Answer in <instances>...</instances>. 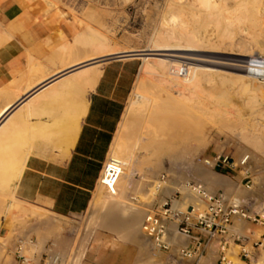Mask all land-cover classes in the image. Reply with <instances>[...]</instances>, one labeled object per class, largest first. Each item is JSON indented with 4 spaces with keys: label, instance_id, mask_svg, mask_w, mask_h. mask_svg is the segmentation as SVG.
<instances>
[{
    "label": "rangeland",
    "instance_id": "rangeland-1",
    "mask_svg": "<svg viewBox=\"0 0 264 264\" xmlns=\"http://www.w3.org/2000/svg\"><path fill=\"white\" fill-rule=\"evenodd\" d=\"M30 2L40 3L46 11L61 9L83 24L86 31L100 32V36L107 38V46L102 48L111 53L116 52L107 57L122 54L164 53V51L149 50L154 45V35L158 29L163 27V22L165 24L168 21L172 23L174 22L172 18L175 17L173 14H179V12L175 13L178 10L170 9L169 12L168 4L170 5L171 0H30ZM218 3L223 5L222 1L218 0ZM254 3L261 8L259 12L264 18V1L255 0ZM219 5H216L220 8L216 12L221 13L223 11L221 9L224 7ZM189 6H191L190 8L200 7L197 2ZM226 7H231L230 11H233V0H228ZM222 13L217 20L206 24V27L194 25L190 20L185 23V26L188 23L185 29L188 32L194 31L209 35L211 40L198 44V53L215 62L209 67L220 70L219 74H221L217 75L213 72L209 77L210 81L202 82L196 89L193 99L184 102L167 99L169 94L166 91L170 89L168 84L160 86L155 74L145 70L142 72L144 61L140 57L123 55L125 58H134V68L138 67L127 100V107L134 98L138 99L136 94H146L153 100L148 105V111L152 116L149 118L150 120L148 118L145 120L146 114H140L123 137L127 148L126 151L121 152L120 157L124 158L131 151H135V161L131 163V169L127 170L125 165L119 167L113 182L104 181L102 176L100 179L102 185L99 182L98 186L101 187L97 186L93 198L102 188L97 206V210L100 211L109 204V193L117 194L121 186L126 188L127 192L131 191L133 187L134 190L136 181L141 187L140 182L146 176L144 173L148 174L150 170L154 172L153 168L156 166L159 170L163 168L159 175H168V180L177 181L178 184L197 183L191 177L196 172L195 164L199 163L239 184L231 191L227 187L221 186L223 188H219V192L226 194L233 202L244 205L247 215L250 217L237 216L233 219V239H230V246L227 248L229 259L233 264H264V169L262 175L256 173L264 167V79H254L257 87L244 88V81L240 77L241 72L234 66L243 65L246 68L252 57H264V50L260 51L259 46H255L249 49V53L252 52L250 56L244 55L245 47L238 42L233 43V40L244 32H239V28L233 27V23L227 25V13ZM196 16L197 18L204 17L202 14ZM189 18L188 15L179 14L175 17L176 25L181 26V20ZM172 27L168 24L164 29ZM83 39L78 35L75 42L79 48L89 49L86 58L105 53L101 51L100 42L99 45L87 44ZM160 58L163 57H151L150 60L161 63L162 59ZM173 59L182 61L178 58ZM108 60L112 59L106 61ZM106 61L98 62L100 64L97 63L95 66L101 67ZM172 65L167 67L168 74L171 78L178 80L170 73ZM142 80L143 84H141ZM139 83L141 87L137 89ZM142 131L144 132L142 133ZM141 133L145 134L140 145L135 141ZM134 139L136 140L134 141ZM135 145L137 146L135 147ZM187 146L192 149L191 153L184 154L178 161L171 159L172 155L181 153L182 149ZM248 150L249 153L245 156L248 157L247 162H241V155ZM112 155L114 153L111 147L108 159ZM218 156H228L235 163L233 170L227 171L221 167H215ZM16 159L14 158V161L0 159V264H35L36 262L50 264L53 256L57 258L56 264H61V262L63 264H146L147 261L144 262L143 257H140L138 247L127 242L122 233H117L106 227L99 217V211L94 212L91 205L84 213L61 216L47 207L20 199L16 194L17 184L9 186L6 181L7 179L11 180L10 176L21 166H24L25 169L26 157H22L21 160ZM19 161H22L21 166L18 165ZM193 163L194 165H192ZM12 166H14L13 169ZM9 170L12 172L5 175V172H10ZM160 176L158 177L160 178ZM183 176H188L189 179H183ZM5 178L7 179L5 180ZM120 179L123 182L119 187L117 182ZM204 185L212 187L218 184L212 182V184L204 183ZM208 186L204 187L210 194L219 193L211 190ZM240 186L254 189L258 192V197L249 200L240 198ZM140 187L136 192L133 190L128 192L129 196H132L131 198L134 202L137 201L139 206L148 208L145 203L149 201L147 197L144 198V194L139 190ZM177 189L182 188L177 187ZM154 191L156 192V189ZM155 195L153 197L157 202L168 197L162 196L161 192H156ZM200 206L205 208L203 203ZM50 220L52 221L49 222ZM237 220L246 222L245 226H238ZM237 233L247 237L242 241L243 245L234 240V235ZM88 236L90 237L89 245L78 263L81 248ZM58 244L65 248L64 256L56 251ZM242 247L250 251L249 258H241ZM157 250L162 252L163 259H156L155 264H204L212 252H215V257L207 262L208 264H218L220 255L217 243H214L203 255L183 256V258L173 253L172 249L162 250L157 247ZM139 257L143 260L136 263ZM191 258L193 260H190Z\"/></svg>",
    "mask_w": 264,
    "mask_h": 264
},
{
    "label": "crops",
    "instance_id": "crops-1",
    "mask_svg": "<svg viewBox=\"0 0 264 264\" xmlns=\"http://www.w3.org/2000/svg\"><path fill=\"white\" fill-rule=\"evenodd\" d=\"M80 31L86 32L83 24L61 9L46 11L40 3L30 0H0V110L6 104L14 105L0 120V159L26 157L25 169L16 185L17 196L61 216L81 214L89 209L138 71V67L134 68V58H113L102 64L104 71L99 82L86 95L89 105L81 120L76 144L69 158H64L62 151L53 146L54 140L47 142L38 138L62 106L44 99L47 92L44 85L47 81L64 79L71 70L76 71L67 65L70 60L80 57L83 61L78 71L91 67L85 63L89 49L79 48L75 42ZM63 64L68 67H62ZM58 69L61 71L57 73ZM38 94L43 97V104ZM75 95L67 97L71 99ZM29 97L30 100L37 97L33 99L39 101L36 106ZM31 109H42L44 113L39 111L41 117L36 114L37 117L25 118ZM37 126L41 134L34 128ZM221 186L208 187L219 192Z\"/></svg>",
    "mask_w": 264,
    "mask_h": 264
},
{
    "label": "bare ground",
    "instance_id": "bare-ground-1",
    "mask_svg": "<svg viewBox=\"0 0 264 264\" xmlns=\"http://www.w3.org/2000/svg\"><path fill=\"white\" fill-rule=\"evenodd\" d=\"M219 1L223 2V5H222V3H221V5L224 7V9L223 8L221 9V10H223V11H221V13L218 11H217L218 13L216 12V10L220 9V8H218V6L216 7V5H219L218 0H176V1L171 0V3L169 2L170 5L168 4L169 12H170V9L178 10V11H175V13L179 12V14L188 15L190 18L187 20L182 19L181 20L182 24L180 23L181 26L178 24L176 25L177 20H175V17L179 16V14L176 13V14H173V16H175V17L172 18L174 20V22L171 23L168 21V22H166V24L163 22V24H162L163 27L162 28L159 27L160 30L159 29L157 30V33L154 35V38H153V44L154 45L149 50L164 51V53H147V54H139L138 53V54L128 55V57H140L141 59H143L144 62L142 64V72L145 70V71H150L153 74H155L157 76L158 84L160 86L163 84L164 85L168 84L170 89L168 91H166V89H165L166 93L168 92V94H169L167 99L170 98V100H173L175 102H180V101L184 102L185 100L187 101L189 99H193L194 96L196 95V89L201 85L202 82L210 81L209 77L213 72L217 73V75H221V74H219L220 70H216L212 67H209V65H211L215 62H213L212 60L207 59L205 57H202L198 53V51H199L198 44L202 41L211 40V39H209V35L204 34V33H200V32H194V31L188 32L187 30H185L186 27L188 26V23H187V26H185L186 25L185 23L188 22V20L193 22L194 25L196 24L199 26L206 27L205 26L206 24H208L209 22H212L214 20H217V18L221 14H223L222 12H225V13H227V15H226L227 25H231L233 23V27L237 26L240 30L239 32H241V33L244 32L243 34H240V36H238L237 39L233 40V43L235 42V44H236V42H238L239 44H241L245 47L244 55L250 56L252 54V52L250 51L251 53H249V49L253 48L255 46H257V47L259 46L258 49L260 51L264 50V18L260 15L259 11L261 8L258 5H255L256 4V3H254L255 0H233V7H232L233 11H230V10H232V9H230L231 7L225 8V6H227L228 0H219ZM195 2H197L198 5H200V7L190 8L191 6H189V5L193 4ZM221 5H219V6H221ZM192 6H195V5H192ZM173 10H172V12H173ZM232 12H233V14H231ZM198 14H202L204 17L202 16L203 18H201V16H200V17H198L199 18V20H198V18L196 16ZM200 18H201V20H200ZM231 19H233V20H231ZM174 23H175V25H173ZM164 24H165V26H164ZM168 24H169V26L172 25L173 27L170 29L169 28L164 29V27H166ZM91 31L92 30H87L84 33L83 32L81 33V31H80L78 33H80L79 36L83 37L84 38L83 41L87 44L99 45L98 43L100 42L101 48L107 46L106 45L107 44V38L100 36L99 35L100 32H94L93 31V33H92ZM95 33H98V34H95ZM218 40H219V38H218ZM235 44H233V45H235ZM101 51L105 52V53L102 55L100 54V56L99 55H96V56L93 55V56L87 57L86 59H85V57L82 58V59H85V63L90 64L89 65V66H91L90 68L78 71L77 67H79V66L81 67L82 62H83V61L81 62L80 57H78L76 59H73L72 61L70 60V62L68 61V63H67V65L70 68L75 67L76 71L71 70L70 75L65 77L64 79H62V77H61L60 79H62V80L54 79V80H51L49 82L47 81V83L44 85V89L45 90L47 89V92L45 93V95L43 94L45 96L44 99H49L50 101L52 100V102L53 101L59 102L62 106L60 107V110H58V112L55 113V115L51 118L52 122L50 120V122H51L50 124H46L44 127L42 126L43 127V131H42L43 133H42V136H40L38 138L42 137L43 140L47 141V142L54 140L53 146L56 147L55 149L58 148L62 151V156L64 158H67V157L69 158L70 152L72 151L71 149L76 144L77 138H78L79 133L81 131V120L86 115L88 105H89L88 99L86 96L87 92L90 89H93L97 85V83L99 82V80L102 76V73L104 71V70H102V66L98 67L95 65H97L98 62L106 61L107 59H110L107 56H110L111 54L116 53V52L111 53L108 50L103 49V48L101 49ZM101 51H100V53H102ZM125 56H127V55H125ZM157 56L163 57V58H160V59H162L161 63H157V62L150 60L151 57H157ZM97 57H99V58H97ZM119 57L125 58L124 56H119ZM173 58H178L182 61L180 62V61H177ZM171 61L174 63H172ZM65 64H63L62 67L67 68L68 66ZM98 64H100V63H98ZM171 64H173V65H172V68L170 70V73L173 76L177 77L178 80L171 78L168 74L167 67L170 66ZM260 65L264 66V63L262 62V63H260ZM234 66H236V70H239L241 72L240 77L244 81V83H243L244 88L248 89L251 86L257 87V83L255 81L258 78L257 75L263 76V79H264V69H262V68H252V67L249 68L247 66L245 68V66H243V65H234ZM59 70L60 69L57 70V73ZM57 77H60V76H57ZM39 82H41V81H39ZM143 83H144V81L142 80L141 84H143ZM140 87L141 86L139 83L136 88L139 89ZM156 87H157V84H156ZM34 88H36V86ZM42 89H40V90H42ZM75 93L77 95H75L71 99H69L67 97L68 95L75 94ZM40 94H42V93H40ZM40 94H38V96L40 98V100L39 99L38 100L41 103L42 102L41 98H43V97H40ZM16 97H17V101H18L19 96H16ZM37 97L33 98V99H37ZM136 97H138V99L134 98L131 101V103L129 104V106L126 108L125 113H124L123 118H122V121L120 123V126L118 128V131L116 132V135L114 137V141L112 143V152L114 153V155H112V157H116V158L120 159L122 162L121 166L125 165L127 170L131 169V167H130L132 165L131 163L133 161H135L134 160L135 151L134 152L131 151L124 158L120 157L121 152L126 151V148H127V145H125V143L123 142V140H124L123 137H125V132L132 126V124H134V121L137 120V118L140 114H143V113L146 114L145 120L147 118H148V120H150L149 118L152 116L151 112L148 111V105L153 102L152 98L146 94H143V95L136 94ZM66 98H68V99H66ZM33 99L30 100V97H29V100L36 106V102H39V101L35 102V101H33ZM25 101H26L25 103H28L27 100H25ZM43 102H42V104H43ZM18 103H21V102H18ZM34 105H32V106L34 107ZM13 106L14 105H11V104L7 105L6 104V106H4L0 110V120L3 117H5L6 114H9L8 111L11 107L13 108ZM19 106H18V108H19ZM39 106H38V108H39ZM33 107H32V109H33ZM42 107H43V105H42ZM29 108H31V106H29ZM14 109H15V107H14ZM16 109H17V107H16ZM32 109L29 110V112L27 113L26 116L24 115L25 118H28L32 115L36 116V114H39V113H44V112H42L43 111L42 109L41 110L36 109L37 111L35 109L34 110H32ZM48 109H49V107H48ZM57 109H58V107L55 108V110H57ZM50 110L51 109H49V111ZM53 111L50 114L53 115ZM37 112H39V113H37ZM45 114H44V116H45ZM47 115H48V113H47ZM38 117H41L40 114ZM25 118L22 120H25ZM34 128H36V130H37L38 126L34 127ZM40 132L41 131L39 129L38 133H40ZM143 132L144 131H142V133ZM142 133L137 138V141H135L136 139H134L135 143L141 145V143L144 139V134H145V133L144 134H142ZM37 136H39V135L37 134L36 137L34 136L36 138V140H37ZM0 141H1V139H0ZM30 142H31V140H30ZM136 146L137 145H135V147ZM35 148L37 150V147H35ZM51 149H53V148H51ZM131 150H134V149H131ZM191 152H192V149L189 148V146H187L184 149H182L181 153L172 155L171 159H173L174 161H178L181 158V156H183L184 154H189ZM247 153H249V150L246 153H244L243 155H241V162L244 161L243 159L245 158ZM19 159L21 160V158H19ZM12 160L14 161V159H12ZM24 160H25V158L23 159V161ZM8 161H7V163H8ZM16 161H17V159H16ZM190 161H192V160H190ZM10 165H12V164H10ZM18 165L21 166L22 161ZM23 165H24V163H23ZM192 165H194V163ZM5 166H7V165H5ZM13 167L14 166H12V169H13ZM21 167H20V169L17 167L19 170H16L15 172L13 171L14 172L12 174L13 176L12 175L10 176V177H12L11 180L5 178V180L7 179L6 181H8L9 186L16 185V184L18 185V181L21 180L23 170H24V168H23L24 166L22 168ZM156 167L153 168L154 172L152 170H150V172H148V174L144 173L146 176L144 175L145 176V178L143 177L144 180L142 182H140L142 184L141 187L139 185V182L137 183V181H136L135 189L133 190L134 187L132 188L133 192H136L137 188L140 187L139 190L144 194V198L147 197V199L149 201L148 203L144 202L148 208L141 207L142 206L141 204H140L141 206H139V203L138 204L136 203L137 201L134 202L133 198H131L132 196L130 197L129 193H128V192H131L132 190L127 192V189L124 188L123 186H121V183L123 182L121 179L117 182L118 186L119 187L121 186L118 189L117 194H115L114 192L108 194V198L110 199V202H108L109 204L105 205L102 209H100V211L97 210V206H98L99 201H100V195L102 194V190H101L102 188L99 189L101 186L100 187L98 186L99 190H98L97 194L94 196V198L92 199L91 204H90L91 209L94 212L99 211V217L101 218L102 223L106 227H108L109 229H111L113 231H116L117 233H122L123 237L127 240V242H130V243H132L138 247L140 257H143L144 262L147 261L146 264H152V263L155 264L154 262L156 261V259L160 260L162 258V252L157 250V246L155 247L156 244H155L154 240L151 239L143 230V222L148 215V210L150 207H152V205L156 201L155 197H153V196L156 194L157 190L155 192L154 189H156L155 186L159 182L158 176H160L159 174H160V172H162L161 170L163 169V168H161L159 170V168L158 167L156 168ZM8 169H10V168H8ZM195 169H196V172L191 178L195 179V181H197L198 184L203 183L202 184L203 186H205L204 183H206V184L211 183L212 184V182H214L215 184H221L222 186L227 187L228 189H230V191L233 190V188L239 186V184L235 180H233L229 177H225L223 175H219L218 173L212 171L209 168L202 166L199 163L195 164ZM263 169H264V167H262L256 173L262 175ZM9 171L10 172L7 171L8 173L5 172L4 174L6 175V174H9L12 172L11 170H9ZM128 173H130V172H128ZM10 177H8V178H10ZM122 177L123 176L121 175V178ZM259 178H260V176H259ZM183 179H189V178H188V176H183ZM257 179H258V177H257ZM100 184H101V182H100ZM8 185L6 184V186H8ZM177 187L182 188V190L183 189L185 190V182H183L182 184H178L177 181L168 180L165 184H163V188L161 190L162 196L171 197L174 194ZM140 191H139V193H140ZM14 192H15V190H14ZM257 193L258 192H256L254 189L246 188L244 186H240V198H244L245 200L246 199L247 200L256 199L258 197ZM133 194H135V193H133ZM185 200H186L185 201L186 203H188V202L192 203L196 207L198 204L201 205V201L199 199V196L195 195L192 192L188 193L185 196ZM162 201H164V199ZM175 204L177 206H181V205L183 206V204L180 201H175ZM146 206H144V207H146ZM51 221L52 220H50L49 222H51ZM245 223L246 222H244L242 220L241 221L237 220V224L240 227L245 226ZM171 230L172 231H171L170 237H171V240L173 241V243L175 245V248L172 249V251H173V253L177 254L179 257L183 258V255H182L179 247L182 245L186 246L189 243V240L186 239L185 237L178 236L175 233L174 225L171 226ZM89 240H90L89 236L86 237L84 240V244L81 248V253L79 254L78 263L81 261L83 255H84V252L86 251V249L89 245ZM56 249H57L56 251L58 253H60L62 256L65 255L66 250L62 245L58 244L56 246ZM155 249H156V251H155ZM153 251H155L156 254H153V253H155ZM53 257H52L53 260L51 261L50 264H56L57 263L56 256H53ZM140 257L138 258L136 263L143 260V259H140ZM214 257H215V252H212L211 254L208 255L206 262L211 260ZM190 260H193V258H191ZM206 262L204 264H208V262L207 263ZM241 263H243V262H241ZM35 264H40V263L36 262ZM61 264H63V262H61Z\"/></svg>",
    "mask_w": 264,
    "mask_h": 264
},
{
    "label": "built area",
    "instance_id": "built-area-1",
    "mask_svg": "<svg viewBox=\"0 0 264 264\" xmlns=\"http://www.w3.org/2000/svg\"><path fill=\"white\" fill-rule=\"evenodd\" d=\"M262 62L264 63V57H252L247 67L264 69V66L260 65ZM257 77L263 79V76L257 75ZM243 160L246 163L248 157ZM121 165L120 159L107 158L102 169L104 181L113 182ZM234 165L235 163L228 156H218L215 161V167L218 166L227 171L233 170ZM168 179L169 176L166 174L160 176L155 186L157 193L161 192L163 184ZM190 192L199 196L205 208L199 204L196 207L192 203L185 202V196ZM175 201H180L183 206H177ZM237 216L250 218L244 205L233 202L223 192L210 194L202 184L188 182L185 183V190L176 189L171 197H165L161 202L155 201L143 222V230L154 240L159 249L171 250L175 248L170 237L171 226L174 225L175 233L189 240L186 246L179 247L183 256L203 255L214 243H217L220 250L218 264H233L228 257L227 248L230 246V239H233V219ZM234 237V240L241 242V245H243L242 241L247 238L238 233ZM250 254L249 250L242 247L241 258H249Z\"/></svg>",
    "mask_w": 264,
    "mask_h": 264
},
{
    "label": "water",
    "instance_id": "water-1",
    "mask_svg": "<svg viewBox=\"0 0 264 264\" xmlns=\"http://www.w3.org/2000/svg\"><path fill=\"white\" fill-rule=\"evenodd\" d=\"M123 55H130V54H122V55H117V56H111V57H109L110 59H113V58H121V57H119V56H123Z\"/></svg>",
    "mask_w": 264,
    "mask_h": 264
}]
</instances>
